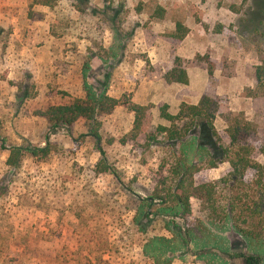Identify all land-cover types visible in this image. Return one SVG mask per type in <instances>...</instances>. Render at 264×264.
<instances>
[{
  "label": "rangeland",
  "instance_id": "1",
  "mask_svg": "<svg viewBox=\"0 0 264 264\" xmlns=\"http://www.w3.org/2000/svg\"><path fill=\"white\" fill-rule=\"evenodd\" d=\"M162 17L181 23L188 43L202 55L194 50L185 59L172 53L178 42L173 31L156 27ZM176 58L186 71L206 72L208 97L218 98L227 115L254 125L252 158L263 164L264 73L258 80L257 69L264 70V0H58L52 8L0 0V264H52L56 254L62 264H223L228 261L196 254L222 247L249 255L229 226L209 228L192 200L193 217L208 231L185 247L149 252L155 262L143 254L150 239L166 238L172 246L176 239L160 217H138L141 202L132 192L144 195L154 187L151 176L166 149L122 143L134 120L122 105L93 124L78 120L69 133L51 135L37 116L49 106L84 99L86 82L121 102L153 106V130L168 126L158 115L167 98L162 87L148 95L138 86L161 81ZM192 92L179 94L187 99ZM213 124L227 143L226 121L216 117ZM95 127L111 174L97 172L101 155L89 136ZM47 137L53 149L46 159L26 154L17 167L7 165L9 152L2 148L41 147ZM228 170L220 164L207 179Z\"/></svg>",
  "mask_w": 264,
  "mask_h": 264
},
{
  "label": "trees",
  "instance_id": "2",
  "mask_svg": "<svg viewBox=\"0 0 264 264\" xmlns=\"http://www.w3.org/2000/svg\"><path fill=\"white\" fill-rule=\"evenodd\" d=\"M58 0H32L33 5L52 8ZM186 29L181 23L175 24L176 41L186 36ZM200 60L202 57L196 56ZM264 73L257 69V79ZM211 75V70H208ZM162 80L166 84L188 85V75L180 58H176L172 67L164 73ZM84 99H69L66 103L52 105L37 116L44 118L50 134L62 130L69 133L72 126L80 119L95 123V118L109 115L122 105L134 115L133 126L128 138L144 149L161 147L166 149L160 158L156 172L151 176L154 187L143 190L144 195H134L141 203L138 217L154 219L160 217L166 223V229L175 238V246L166 238L150 239L144 247L143 254L158 261L154 251L159 255L167 250L185 247L188 242L197 240L199 234L206 233V226L193 217L192 200L197 202L198 213L203 215L205 223L211 227L229 226V229L244 241L249 255L236 256L225 248L219 251L203 249L197 251L198 258H218L228 261L223 264H264V163L260 164L252 158L250 139L256 136L254 125L245 119L226 113L227 108L220 106L218 98L203 95L197 105L182 102L178 112L171 115L167 105L158 108L160 119L168 126H157L154 130L150 111L153 106L137 105L131 101H119L105 94L96 93L86 82L84 83ZM216 117L223 118L227 127L224 130L228 140L225 143L214 127ZM96 143L100 162L96 167L98 173H112L107 166L104 152L100 148V136L97 127L89 135ZM9 152L7 165L15 168L24 155L32 158L46 159L52 152V143L47 137L43 146H10L2 148ZM190 152L193 153L192 158ZM264 156V148L261 150ZM227 163L229 170L216 180H208L207 174L220 164ZM248 172L252 177L247 180ZM131 191V190H130ZM199 228L198 233L195 228ZM206 231V232H205ZM144 233V230H142ZM58 254L50 258L52 264H62ZM168 263L170 261H167ZM211 259L206 260L209 264Z\"/></svg>",
  "mask_w": 264,
  "mask_h": 264
},
{
  "label": "crops",
  "instance_id": "3",
  "mask_svg": "<svg viewBox=\"0 0 264 264\" xmlns=\"http://www.w3.org/2000/svg\"><path fill=\"white\" fill-rule=\"evenodd\" d=\"M177 22V21H176ZM173 20L170 18H158L155 19V24L158 29H163V28H168L169 31H175V24ZM177 47L174 48L171 52L174 53L177 57L180 58H185V59H192L195 54H191V51H196L197 54L202 55V52L198 49L195 48V44H189L188 43V35L185 36L182 40L177 41ZM198 46V45H196ZM152 59V58H151ZM187 75H188V85H180V84H166L162 80L157 81L156 83L150 82V81H143L140 83L138 86V92H142L146 90V94L151 95L154 93V89L156 86L162 87V91L166 95L167 98H163V103L168 106V111L171 115H175L178 112L179 106L182 102L190 104V105H197L203 95H209L208 93V86H209V81H208V76L204 70L196 69L193 70L192 73L187 70ZM192 83L196 84L197 89H192ZM227 86V85H226ZM230 86V83L228 84ZM199 88V90H198ZM183 89H188L192 93L190 94V97L187 99L184 98V96L180 95L179 92L183 91ZM162 92V93H163ZM226 89L223 91H218L215 93V95H223V93H226ZM173 93H175L174 97H172ZM179 94V95H178ZM159 115V113H158ZM160 118V117H159Z\"/></svg>",
  "mask_w": 264,
  "mask_h": 264
}]
</instances>
